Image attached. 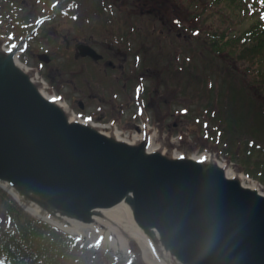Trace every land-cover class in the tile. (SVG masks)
Segmentation results:
<instances>
[{"label": "water", "instance_id": "95a60500", "mask_svg": "<svg viewBox=\"0 0 264 264\" xmlns=\"http://www.w3.org/2000/svg\"><path fill=\"white\" fill-rule=\"evenodd\" d=\"M28 39L0 35V187L126 264H264L260 182L147 119L134 135L82 118L19 60Z\"/></svg>", "mask_w": 264, "mask_h": 264}, {"label": "rangeland", "instance_id": "374dc122", "mask_svg": "<svg viewBox=\"0 0 264 264\" xmlns=\"http://www.w3.org/2000/svg\"><path fill=\"white\" fill-rule=\"evenodd\" d=\"M52 1L0 0V35L12 43L21 37L23 28L25 33L28 31L24 23L37 28L38 20L62 2L54 0L50 8ZM189 10L181 8V0H67L53 22L47 20L41 32L35 34L21 58L77 112L75 101H84V94L88 97L96 93L91 100L95 105L84 117H97L96 112L106 118L96 122H114L124 133L135 135V126L147 119L154 132L173 140L186 136L194 143L197 155L214 151L248 173L234 157L240 156L247 164L250 159L243 156L255 157L257 151L232 134L239 135L238 123L257 132V139L264 141L260 126L263 119H258V112L248 106L249 97L225 79L223 71L230 57L211 53L200 44L203 39L191 37L196 21L187 16ZM83 40L99 44L96 50L105 54L102 63L76 57L75 47ZM44 52L51 57L46 63L38 58ZM108 60L116 68L104 64ZM145 100L147 110L141 116L140 101ZM224 110L229 115L227 120L219 119L220 115L225 117ZM217 125L230 134L223 128L224 135L219 136ZM245 135L253 139L251 134ZM256 180L264 187V181ZM80 252L82 264H99L104 259L111 264H125L103 251L93 253L81 247Z\"/></svg>", "mask_w": 264, "mask_h": 264}, {"label": "trees", "instance_id": "16d2710c", "mask_svg": "<svg viewBox=\"0 0 264 264\" xmlns=\"http://www.w3.org/2000/svg\"><path fill=\"white\" fill-rule=\"evenodd\" d=\"M183 6L191 9L187 11V16L196 21V27L191 29V37L203 39L200 44L211 53H225L230 57L229 66L226 65L223 71L224 77L230 79L241 94L249 97L248 106L258 112V119H263L260 126L264 131V2L181 0V8ZM223 108L227 110L225 105ZM225 110V117L220 115L219 119H229ZM227 124L231 126L229 122ZM235 125L240 133L232 136L246 145L249 143L257 151L258 157L244 155L243 158L250 159L247 164L240 156L233 157L238 158L235 160L251 176L264 181V141L258 140L257 132L251 128H242L238 123ZM221 126L217 125L215 130L219 136L223 137V128L230 134L227 125L226 128ZM248 133L253 139L245 135ZM80 250L77 237L34 217L0 188V264H82ZM99 264L111 263L109 259H104Z\"/></svg>", "mask_w": 264, "mask_h": 264}, {"label": "flooded vegetation", "instance_id": "af4514ba", "mask_svg": "<svg viewBox=\"0 0 264 264\" xmlns=\"http://www.w3.org/2000/svg\"><path fill=\"white\" fill-rule=\"evenodd\" d=\"M53 3H54V0L52 1V3H51V5H50V8H51V6L53 5ZM58 4V3H57ZM57 4L55 5V8L53 9V12L52 13H49L46 17H44L43 16V18H41L40 19V24H38V26H37V28H31L27 33H31L32 32V36H31V38H30V42H32L33 41V38H34V36H35V34H37V33H40L41 32V30H42V28L44 27V23L47 21V20H51V22H53V18L54 17H56L57 16V14H58V12L60 11V9L61 8H58V10H57V13L56 14H54V12H55V9H56V6H57ZM69 13V12H68ZM70 14V13H69ZM26 24V25H25ZM24 25L25 26H27V28H29V24L26 22V23H24ZM81 45H90L91 47H93L95 50H96V48L99 46V44L98 43H92V42H87V41H82V42H79L77 45H76V50H77V52H76V57H82V60H80V61H88V60H90V61H94V62H98V63H102L101 61H103L104 59H105V54H104V52H102V53H99L98 51V53L102 56L100 59H94L93 57H90V56H83L82 54H81V50L79 49V47L81 46ZM45 53V52H44ZM86 59H88V60H86ZM89 62V61H88ZM94 62H91V63H94ZM109 64V65H111V67L112 68H116V65H115V63L113 62V61H111V60H108L106 63H104V64ZM93 97H97V94L96 93H90L89 95H88V97L84 94V101H82L81 99H78V101H75V103L77 102L78 103V107L76 108L78 111H79V113H81L82 115H85L86 114V111H88L87 109H89V108H91V107H93V105H95L92 101V98ZM90 98V99H89ZM92 100V101H91ZM86 101H88V102H86ZM145 106H146V108H147V105H146V100H145ZM145 108V110H147ZM93 113H95L96 114V116L97 117H94V115L92 114V115H89V116H91L90 118L91 119H93V120H95V119H99V121L100 120H106V118L103 116V115H97V113L96 112H93ZM88 116V115H87ZM88 116V117H89ZM142 124V123H141ZM130 125V124H129Z\"/></svg>", "mask_w": 264, "mask_h": 264}, {"label": "snow or ice", "instance_id": "6c2138e0", "mask_svg": "<svg viewBox=\"0 0 264 264\" xmlns=\"http://www.w3.org/2000/svg\"><path fill=\"white\" fill-rule=\"evenodd\" d=\"M262 2H264V0H262Z\"/></svg>", "mask_w": 264, "mask_h": 264}, {"label": "bare ground", "instance_id": "6f19581e", "mask_svg": "<svg viewBox=\"0 0 264 264\" xmlns=\"http://www.w3.org/2000/svg\"><path fill=\"white\" fill-rule=\"evenodd\" d=\"M135 135V134H134ZM199 157V156H198ZM231 172V171H230Z\"/></svg>", "mask_w": 264, "mask_h": 264}]
</instances>
